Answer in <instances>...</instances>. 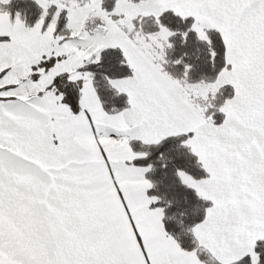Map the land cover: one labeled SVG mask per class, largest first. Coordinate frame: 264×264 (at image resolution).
I'll return each mask as SVG.
<instances>
[{
    "label": "snow or ice",
    "instance_id": "6c2138e0",
    "mask_svg": "<svg viewBox=\"0 0 264 264\" xmlns=\"http://www.w3.org/2000/svg\"><path fill=\"white\" fill-rule=\"evenodd\" d=\"M0 264H264V0H0Z\"/></svg>",
    "mask_w": 264,
    "mask_h": 264
},
{
    "label": "trees",
    "instance_id": "16d2710c",
    "mask_svg": "<svg viewBox=\"0 0 264 264\" xmlns=\"http://www.w3.org/2000/svg\"><path fill=\"white\" fill-rule=\"evenodd\" d=\"M16 7V5L15 4H13V8H15Z\"/></svg>",
    "mask_w": 264,
    "mask_h": 264
}]
</instances>
